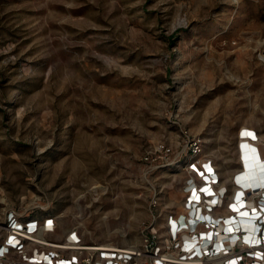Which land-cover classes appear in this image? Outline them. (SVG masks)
Here are the masks:
<instances>
[{"label":"rangeland","instance_id":"rangeland-1","mask_svg":"<svg viewBox=\"0 0 264 264\" xmlns=\"http://www.w3.org/2000/svg\"><path fill=\"white\" fill-rule=\"evenodd\" d=\"M243 126L264 159V0H0V223L137 243L192 161L242 172Z\"/></svg>","mask_w":264,"mask_h":264},{"label":"built area","instance_id":"built-area-1","mask_svg":"<svg viewBox=\"0 0 264 264\" xmlns=\"http://www.w3.org/2000/svg\"><path fill=\"white\" fill-rule=\"evenodd\" d=\"M241 138L259 140L250 128L242 129ZM202 149L201 141L193 140V154ZM261 163L264 168V159ZM189 166L193 173L182 187V209L162 218L160 198L154 196L153 217L141 223L139 242H87L78 226L53 238L54 216L10 213L0 223V264H264V183L244 185L243 171L224 181L211 159Z\"/></svg>","mask_w":264,"mask_h":264},{"label":"bare ground","instance_id":"bare-ground-1","mask_svg":"<svg viewBox=\"0 0 264 264\" xmlns=\"http://www.w3.org/2000/svg\"><path fill=\"white\" fill-rule=\"evenodd\" d=\"M242 128L246 129V127H244V126ZM240 141L244 145V147L242 146V152H243V159H242L243 170L242 171H243V174L241 175V179L246 178V180L247 179L249 180V181L248 180L245 181L244 185H246V184L252 185L253 184L252 180H255V179H257L261 184H263L264 183L263 178H262L263 173L261 172V170L264 168H262V167L260 168V166H262L261 165L262 164L261 163L262 158L260 156V153H258V149L256 147V144H253L251 141L247 140V138H241ZM245 148H246V150L244 151ZM244 153H245V155H244ZM246 162L249 164L248 166H247ZM244 163L246 164V166ZM255 169L258 170V172H255ZM254 194H255V192H254ZM243 219H244V223L247 224L246 218H243ZM124 242H126V243L128 242V239L126 236H124Z\"/></svg>","mask_w":264,"mask_h":264},{"label":"crops","instance_id":"crops-1","mask_svg":"<svg viewBox=\"0 0 264 264\" xmlns=\"http://www.w3.org/2000/svg\"><path fill=\"white\" fill-rule=\"evenodd\" d=\"M224 179V181H228L229 179H230V177H228V178H223Z\"/></svg>","mask_w":264,"mask_h":264}]
</instances>
